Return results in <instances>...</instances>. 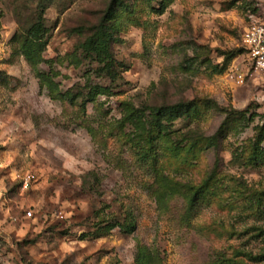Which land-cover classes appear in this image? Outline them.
<instances>
[{"label": "rangeland", "instance_id": "374dc122", "mask_svg": "<svg viewBox=\"0 0 264 264\" xmlns=\"http://www.w3.org/2000/svg\"><path fill=\"white\" fill-rule=\"evenodd\" d=\"M122 1L0 0V264H264V0ZM109 8L116 81L81 50Z\"/></svg>", "mask_w": 264, "mask_h": 264}, {"label": "trees", "instance_id": "16d2710c", "mask_svg": "<svg viewBox=\"0 0 264 264\" xmlns=\"http://www.w3.org/2000/svg\"><path fill=\"white\" fill-rule=\"evenodd\" d=\"M118 1L127 9L129 8V5L122 0ZM112 16V10L109 8L101 18L100 22L93 27L84 42L81 44V50L86 58L91 59L92 61H97L101 65L104 72L103 75L112 81H116L122 78L113 48V45L117 42V28L111 23ZM41 18L42 17H39L37 20ZM38 26L41 28V25L38 24ZM83 30V28H78L75 31L83 33ZM39 35L40 29L34 25L30 30L29 37L25 44L26 57L29 60H31V57L37 56V50L34 51L33 48H31V45L34 44L35 41L37 42ZM193 107L196 108L193 102H187L159 108L154 111V114H152V118H150L148 122V127H158L164 114H167L168 117L173 116V119H177L180 117L181 111L184 109L188 116ZM201 193V190L194 193L192 197V206L196 203L199 197L203 196ZM258 256L264 257V249L261 254L257 255V257Z\"/></svg>", "mask_w": 264, "mask_h": 264}, {"label": "built area", "instance_id": "2783aa9c", "mask_svg": "<svg viewBox=\"0 0 264 264\" xmlns=\"http://www.w3.org/2000/svg\"><path fill=\"white\" fill-rule=\"evenodd\" d=\"M243 42L249 56V60L255 70L264 75V18L251 19L243 31ZM32 175L25 178V185L31 180ZM31 214V211L27 212Z\"/></svg>", "mask_w": 264, "mask_h": 264}]
</instances>
